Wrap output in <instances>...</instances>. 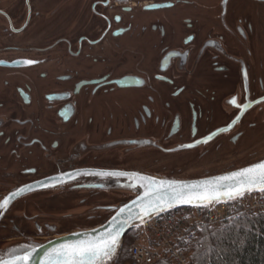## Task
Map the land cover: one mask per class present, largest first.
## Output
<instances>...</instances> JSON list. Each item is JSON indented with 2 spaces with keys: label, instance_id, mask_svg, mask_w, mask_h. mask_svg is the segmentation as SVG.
Wrapping results in <instances>:
<instances>
[{
  "label": "flooded vegetation",
  "instance_id": "af4514ba",
  "mask_svg": "<svg viewBox=\"0 0 264 264\" xmlns=\"http://www.w3.org/2000/svg\"><path fill=\"white\" fill-rule=\"evenodd\" d=\"M262 157L264 0H0V245L104 223L95 173Z\"/></svg>",
  "mask_w": 264,
  "mask_h": 264
},
{
  "label": "water",
  "instance_id": "95a60500",
  "mask_svg": "<svg viewBox=\"0 0 264 264\" xmlns=\"http://www.w3.org/2000/svg\"><path fill=\"white\" fill-rule=\"evenodd\" d=\"M261 164H264V157L230 171L217 174L201 172V177L188 179L163 178L131 171L122 172L124 175L119 177L110 176L114 184H107V186L103 185L102 188L117 194L125 195L127 200L122 205L110 207L109 212H111V215L104 223L89 230L74 231L46 240H23L2 244L0 245V262H3V264H71L70 258L66 255V253L70 251V246L88 242L98 243L102 237L106 239L109 231L114 230L117 224L127 220V223H124L123 227L119 229V236L117 237L118 242L112 255L93 261V264L113 263L118 260L120 256L126 235L136 226L142 224L141 217H143V213L141 211V206L147 204L149 200H152L160 207H164L166 210L155 215H150L149 217H143L144 222L179 208L207 207L228 202L229 200H227V198L222 197L220 200H214L211 204L204 206L196 203H179L174 200L173 197L181 191L191 193L193 190L189 186L193 185L200 186L197 191L203 192L215 182L224 185L233 184L234 181L221 180L220 178L231 176L233 173L244 169L251 168L253 171L250 175L259 176L261 172H264V169L260 168ZM153 181L155 183H152ZM263 190L264 183L258 181L255 187L251 191L246 192V194ZM146 192L148 193L147 196ZM120 208H125V212L117 216V212ZM113 216L117 217L116 221L112 220ZM62 252L65 253V255H61ZM29 253V258L25 260L24 257L28 256ZM84 264H88V262L84 261Z\"/></svg>",
  "mask_w": 264,
  "mask_h": 264
},
{
  "label": "built area",
  "instance_id": "2783aa9c",
  "mask_svg": "<svg viewBox=\"0 0 264 264\" xmlns=\"http://www.w3.org/2000/svg\"><path fill=\"white\" fill-rule=\"evenodd\" d=\"M264 215V190L250 192L234 201L215 206L171 210L136 226L139 240L132 246L128 264H194L193 248L200 244L205 229L238 220L243 216Z\"/></svg>",
  "mask_w": 264,
  "mask_h": 264
},
{
  "label": "trees",
  "instance_id": "16d2710c",
  "mask_svg": "<svg viewBox=\"0 0 264 264\" xmlns=\"http://www.w3.org/2000/svg\"><path fill=\"white\" fill-rule=\"evenodd\" d=\"M138 240L137 229L131 230L119 260L110 264L131 262L130 251ZM192 259L194 264H264V215L243 216L218 228L205 229L200 244L193 248ZM156 264L171 263L164 260Z\"/></svg>",
  "mask_w": 264,
  "mask_h": 264
},
{
  "label": "snow or ice",
  "instance_id": "6c2138e0",
  "mask_svg": "<svg viewBox=\"0 0 264 264\" xmlns=\"http://www.w3.org/2000/svg\"><path fill=\"white\" fill-rule=\"evenodd\" d=\"M27 63L33 62L27 61ZM221 131H223V129H221ZM260 168L264 169V164H261ZM252 171L253 169L249 168L241 170L239 172H235L228 177H221V180H230L234 181V183L230 185H224L220 184L219 182H215L212 186L207 187L203 192L197 191L200 186H189L193 190L191 193H185L181 191L178 192L173 197V199L179 203H196L198 205L206 206L207 204H211L214 200H220L222 197L227 198V200L229 201L236 200L237 198H242L246 194V192L251 191L255 187L258 181L260 183H264V172H261L259 176H254L250 175ZM95 175L119 177L124 175V173L102 172L95 173ZM152 183L155 182L153 181ZM13 195H15V193H13ZM147 195L148 193L146 192V196ZM8 203V199H5L2 203H0V209H3ZM164 210H166L164 207L158 206L152 200H149L147 204L141 206L143 217H149L150 215H155ZM124 212L125 208H120L117 212V216ZM143 217H141V223H144ZM116 219V216L112 217L113 221H116ZM124 223H127V220L117 224L114 230L109 231L108 237L106 239L102 237L100 242L98 243L88 242L70 246V251H68L66 255L70 258L71 264H84V261H87L88 264H93V261L110 257L114 252L115 246L118 242L117 237L119 236V229L123 227ZM61 255H65V253L62 252ZM29 256L30 253L28 256H25L24 259L27 260ZM0 264H3V262H0Z\"/></svg>",
  "mask_w": 264,
  "mask_h": 264
},
{
  "label": "rangeland",
  "instance_id": "374dc122",
  "mask_svg": "<svg viewBox=\"0 0 264 264\" xmlns=\"http://www.w3.org/2000/svg\"><path fill=\"white\" fill-rule=\"evenodd\" d=\"M212 174H217V173H212ZM201 175H202L201 173H195V174H192V176H190V178L201 177ZM123 245H124V243H123ZM122 249H123V247H122ZM121 252H122V250H121ZM120 255H121V253H120ZM119 258H120V256H119ZM119 258H118V260H119ZM127 258H128V256H127ZM128 263H130V261H126L124 264H128Z\"/></svg>",
  "mask_w": 264,
  "mask_h": 264
}]
</instances>
